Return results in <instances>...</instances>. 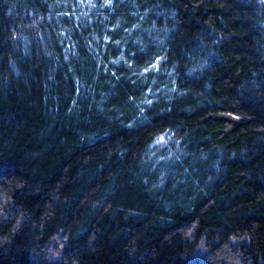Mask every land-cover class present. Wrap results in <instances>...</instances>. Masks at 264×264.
Masks as SVG:
<instances>
[{
	"label": "trees",
	"instance_id": "obj_1",
	"mask_svg": "<svg viewBox=\"0 0 264 264\" xmlns=\"http://www.w3.org/2000/svg\"><path fill=\"white\" fill-rule=\"evenodd\" d=\"M0 264H264V0H0Z\"/></svg>",
	"mask_w": 264,
	"mask_h": 264
}]
</instances>
